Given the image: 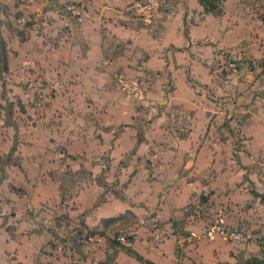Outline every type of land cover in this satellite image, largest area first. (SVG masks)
I'll list each match as a JSON object with an SVG mask.
<instances>
[{
    "label": "crops",
    "instance_id": "0c3cea01",
    "mask_svg": "<svg viewBox=\"0 0 264 264\" xmlns=\"http://www.w3.org/2000/svg\"><path fill=\"white\" fill-rule=\"evenodd\" d=\"M30 1L28 43L9 42L23 5L13 15L0 10L10 76L53 88L61 101L40 109L42 118L19 106L0 122V264H139L133 252L155 264L264 263V154L240 157L260 164L242 182L238 160L220 153L231 144L225 111L206 95L234 89L224 78L217 84L219 59H264V0H218L212 9L155 0L152 24L131 17L133 0ZM118 77L144 83L142 106L119 92ZM151 100L166 109L151 117ZM170 106L185 119L176 133ZM255 110L245 130L264 129ZM222 229L248 238L232 241ZM85 233L96 239L82 240Z\"/></svg>",
    "mask_w": 264,
    "mask_h": 264
},
{
    "label": "rangeland",
    "instance_id": "374dc122",
    "mask_svg": "<svg viewBox=\"0 0 264 264\" xmlns=\"http://www.w3.org/2000/svg\"><path fill=\"white\" fill-rule=\"evenodd\" d=\"M30 0H9V2H2L0 0V10H5L10 12L12 15L14 12L21 13L18 10H14L15 7L19 6L20 4L23 5L24 11L20 15L19 22L15 21L14 25L13 23H10V39L9 42L14 44L17 41H23L24 43H28L31 40L28 27L32 25V19H30L27 9ZM163 4H167L170 0H159ZM216 1V0H215ZM4 12V11H3ZM17 14L14 15L11 19H16ZM26 31L27 33H24ZM17 36V37H16ZM5 41L0 35V122L1 120L5 121H12L13 117V109L14 107H24V108H35V115L38 116L41 113V110L43 111L45 108H50V110L61 101L58 97H56V91L53 88H48L46 90H40L42 87L39 83H30V82H22L21 84L15 82L11 78V74L15 71V66L11 67L9 65L8 61V53L7 48L5 46ZM238 62L237 60H229V62H221L220 59L218 61V75H217V84L220 85V80L222 78L227 80L228 85L234 87L233 91L229 93L227 96H217L215 97V93H212L211 89H203L204 92L206 91V95L210 98V100L213 102V105L220 106L225 111V114H223V117L221 118V124L222 125H228V138H231V144H228L226 141H223V144L220 147V153L222 155H226L227 157H232L233 159H237V167H233L234 170H240L241 173V179L242 182H248L249 181V174H253L252 170L254 169V166H259L260 164L256 161L248 163L240 162V157H245L248 155L251 159L256 158L260 161L262 159L258 158L261 154H264V145H262V140L264 139V129H251V130H245L242 128L241 123L246 121L249 117L252 115V110L256 109L255 111L260 110L262 106H264V82H262L261 87L257 83V78L262 77V73H264V59L259 62L260 64H252L250 61L249 63H245L242 65H236L235 63ZM240 61V60H239ZM222 63V64H221ZM256 69V76L255 79L250 78L249 75H247L250 70ZM243 71V72H242ZM243 76H241V74ZM241 78L242 81H244V88H236V81ZM254 80L255 83L254 87H251L254 83H248V81ZM264 81V80H263ZM137 89L140 90L141 93L138 94H131L132 97L136 98L134 99L135 102L138 101L139 105L143 103L144 99H147V96L141 91L143 89V84L141 82H132ZM22 85V87L20 86ZM27 86V88L30 91V94L27 96V98H24L22 95V90L25 89L24 86ZM169 86H171L169 84ZM168 86V88H169ZM119 92H127L125 91L121 86H118ZM250 90L249 96H242V93L245 91ZM25 91V90H24ZM28 91V92H29ZM165 98V99H164ZM163 100H168L167 96H165ZM152 100L150 102L151 106L154 107L155 110L152 111L149 115L151 117H154L155 115H158L161 111H164L167 107V102H162L163 104L160 105V107H155V105H152ZM215 102V103H214ZM149 102H147L148 104ZM29 106V107H27ZM163 106L165 108H163ZM41 109V110H40ZM27 111V110H26ZM29 111V110H28ZM46 111V110H45ZM44 111V112H45ZM260 117L262 121H264V111L260 110ZM43 112V113H44ZM54 114V113H53ZM55 115V114H54ZM166 117L168 118L169 127L173 130V132L176 131V124L178 121H185L183 116H179L178 111L174 109L172 106H170L169 110L165 113ZM42 114L40 115V117ZM28 120H31L32 123L36 124V117H34L33 114L28 113V115L25 117ZM42 118V117H41ZM143 119V118H142ZM233 123V127H232ZM36 132V131H35ZM186 132H183V134L186 135ZM182 134H179V136H185ZM213 136L214 133H213ZM218 138L223 139L224 133L219 131ZM228 164V162H226ZM231 168V167H230ZM228 170V168H227ZM230 170V169H229ZM260 170V169H259ZM237 175V173H235ZM235 175V178H236ZM227 181H230V179H226ZM214 181H216L214 179ZM228 183V182H227ZM215 185V183H214ZM217 187L223 186L222 183H220V179L218 180V183H216ZM251 192L254 194V189H250ZM257 192V191H255ZM258 193V192H257ZM255 195V194H254ZM264 201V200H261ZM235 230V229H233ZM241 231V230H240ZM244 233V232H243ZM246 235V234H245ZM247 236V235H246ZM248 238V237H247ZM144 258V257H143ZM145 259V258H144ZM255 261V260H254ZM139 264H147L144 260H142ZM248 264H264L256 259L255 262L251 260Z\"/></svg>",
    "mask_w": 264,
    "mask_h": 264
},
{
    "label": "built area",
    "instance_id": "2783aa9c",
    "mask_svg": "<svg viewBox=\"0 0 264 264\" xmlns=\"http://www.w3.org/2000/svg\"><path fill=\"white\" fill-rule=\"evenodd\" d=\"M128 12L131 17L142 21L145 24H152L157 20L158 4L155 0H133L128 6ZM70 15L77 17L80 15V9L77 6L69 8ZM119 86H121L127 93L138 94L140 90L132 82H128L122 77L117 78ZM222 233L232 241H246L247 236L239 230L222 229ZM94 234L85 233L82 235V240H95ZM118 240H124V236L120 235L117 237Z\"/></svg>",
    "mask_w": 264,
    "mask_h": 264
},
{
    "label": "trees",
    "instance_id": "16d2710c",
    "mask_svg": "<svg viewBox=\"0 0 264 264\" xmlns=\"http://www.w3.org/2000/svg\"><path fill=\"white\" fill-rule=\"evenodd\" d=\"M203 2H204V4H206L207 6H208V8H210V9H212V8H214L215 6H216V2L218 1V0H202ZM254 194L255 195H259V193H257V192H255L254 191ZM133 255L135 256V258L139 261V263L142 261V260H144L147 264H155V263H153L152 261H150L149 259H144L141 255H139L138 253H136V252H133Z\"/></svg>",
    "mask_w": 264,
    "mask_h": 264
}]
</instances>
